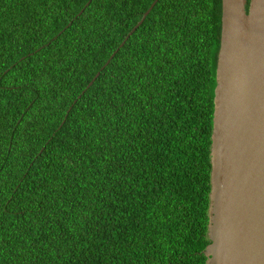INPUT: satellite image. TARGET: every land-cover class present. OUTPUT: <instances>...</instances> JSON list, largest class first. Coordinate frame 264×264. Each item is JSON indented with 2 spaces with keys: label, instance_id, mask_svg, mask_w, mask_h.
<instances>
[{
  "label": "trees",
  "instance_id": "trees-1",
  "mask_svg": "<svg viewBox=\"0 0 264 264\" xmlns=\"http://www.w3.org/2000/svg\"><path fill=\"white\" fill-rule=\"evenodd\" d=\"M153 1L0 0V264H205L221 0L105 65Z\"/></svg>",
  "mask_w": 264,
  "mask_h": 264
},
{
  "label": "water",
  "instance_id": "water-1",
  "mask_svg": "<svg viewBox=\"0 0 264 264\" xmlns=\"http://www.w3.org/2000/svg\"><path fill=\"white\" fill-rule=\"evenodd\" d=\"M215 79L205 264H264V0H221Z\"/></svg>",
  "mask_w": 264,
  "mask_h": 264
}]
</instances>
